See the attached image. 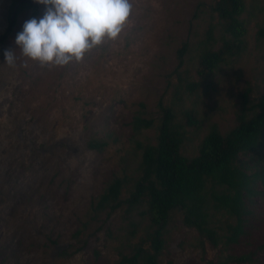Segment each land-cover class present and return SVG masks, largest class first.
<instances>
[{
    "label": "rangeland",
    "instance_id": "374dc122",
    "mask_svg": "<svg viewBox=\"0 0 264 264\" xmlns=\"http://www.w3.org/2000/svg\"><path fill=\"white\" fill-rule=\"evenodd\" d=\"M14 1L0 0V36ZM214 1L132 0L116 40L106 39L81 61L63 66L33 62L15 45L25 21L39 19L44 7L16 16L0 41V264H115L127 253L124 206L108 215L94 205L114 177L128 176L130 188V171L140 160L134 140L155 143L158 104L172 107L175 121L187 108L203 118L196 135L186 130L182 152L192 156L212 123L221 134L234 125L244 86L254 99L263 92L264 42L257 30L264 23V0H245L246 51L200 81L195 95L183 87L199 81L196 54L209 26H216L213 36L219 38ZM183 43L187 52L178 76ZM6 49L15 55L11 67L4 63ZM137 114L154 124L133 136ZM93 139L106 142L101 152L87 148ZM255 191L244 234L228 248H212L176 212L159 264H239L228 256L249 258L240 264H264V188L257 183ZM144 226L131 243L144 236Z\"/></svg>",
    "mask_w": 264,
    "mask_h": 264
},
{
    "label": "trees",
    "instance_id": "16d2710c",
    "mask_svg": "<svg viewBox=\"0 0 264 264\" xmlns=\"http://www.w3.org/2000/svg\"><path fill=\"white\" fill-rule=\"evenodd\" d=\"M14 3L9 7L8 20ZM28 8L36 10L22 3L17 15ZM211 12L218 19L219 38L213 36L216 26H209L205 42L196 54L195 71L199 81L183 84L191 95L198 92L200 81L214 76L247 48V27L241 18L245 13V0H215ZM257 37L264 42V23L259 26ZM186 52L187 43H183L177 52L175 72L178 76ZM252 94V88L244 86L239 93L234 125L221 134L212 123L192 156L182 152L187 140L186 130L189 128L196 135L202 130L203 118L194 108H187L175 121L172 107L158 104L161 117L156 126L155 143L134 140L139 151L134 154L138 153L140 160L130 171V176H135L130 177V188L126 189L130 182L128 176L114 177L94 205L95 212L108 210V215L124 206L127 253L115 264H159L166 230L176 212L181 214L185 228L194 229L214 249L228 248L239 241L250 214L252 197L257 194L255 186L259 183L264 188V89L255 99ZM153 124V120L135 115L131 121L133 136ZM86 146L101 152L106 142L93 139ZM123 192L128 195L125 199L121 198ZM144 222V236L139 242L131 243ZM227 258L230 263L249 261L247 256ZM208 264L226 263L210 261Z\"/></svg>",
    "mask_w": 264,
    "mask_h": 264
},
{
    "label": "clouds",
    "instance_id": "9594fccd",
    "mask_svg": "<svg viewBox=\"0 0 264 264\" xmlns=\"http://www.w3.org/2000/svg\"><path fill=\"white\" fill-rule=\"evenodd\" d=\"M43 15L25 21L15 45L22 55L41 65L63 66L79 62L106 39L116 40L133 10L132 0H34ZM4 63H15L13 50Z\"/></svg>",
    "mask_w": 264,
    "mask_h": 264
},
{
    "label": "water",
    "instance_id": "95a60500",
    "mask_svg": "<svg viewBox=\"0 0 264 264\" xmlns=\"http://www.w3.org/2000/svg\"><path fill=\"white\" fill-rule=\"evenodd\" d=\"M22 3H26L32 7H38V6H41L37 3H35L34 1H31V0H17L14 5H13V8H12V12H11V16H10V19H9V23H8V27L5 31V33L0 36V41L4 40L11 32V29L13 28V23L16 19V16H17V11H18V8H19V5L22 4Z\"/></svg>",
    "mask_w": 264,
    "mask_h": 264
}]
</instances>
